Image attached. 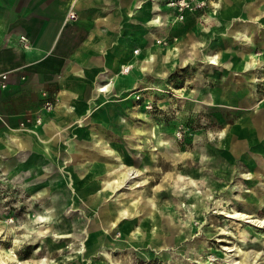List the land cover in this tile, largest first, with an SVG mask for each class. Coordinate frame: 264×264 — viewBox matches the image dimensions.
Here are the masks:
<instances>
[{"label": "rangeland", "instance_id": "374dc122", "mask_svg": "<svg viewBox=\"0 0 264 264\" xmlns=\"http://www.w3.org/2000/svg\"><path fill=\"white\" fill-rule=\"evenodd\" d=\"M236 22L245 28L235 39L261 36L264 0H206L194 32L156 39L176 45V58L131 91L134 130L100 143L114 174L104 177L115 184L109 201H77L75 190L49 207L35 175L0 173V264H264V158L253 159L264 147V65L229 73L212 46Z\"/></svg>", "mask_w": 264, "mask_h": 264}, {"label": "crops", "instance_id": "0c3cea01", "mask_svg": "<svg viewBox=\"0 0 264 264\" xmlns=\"http://www.w3.org/2000/svg\"><path fill=\"white\" fill-rule=\"evenodd\" d=\"M166 1L0 0V173L35 175L49 207L66 199L63 192L75 190L77 201L80 196L92 205L109 198L115 184L104 177L114 174L111 162L102 163L100 143L105 138L116 143V129L134 130L137 109L131 91L146 74L168 72L176 58V45L164 48L156 39L194 32L200 13L175 21ZM233 13L223 9L224 18ZM244 26L229 24V38L215 37L212 44L221 49L217 60L229 65V73L245 75L241 69L256 60L264 65V33L235 39ZM235 48L241 49L239 57H231ZM257 49L263 50L261 56H255ZM127 62L133 63L131 69L120 74ZM107 82V91L100 92ZM44 92L56 99L52 110L42 108ZM245 139L239 142L242 152L250 142ZM256 151L253 159H263L264 147ZM64 161L68 169L61 167ZM69 175L75 187L69 186ZM109 208L103 211L106 219L112 216ZM100 230L94 228L95 242Z\"/></svg>", "mask_w": 264, "mask_h": 264}, {"label": "built area", "instance_id": "2783aa9c", "mask_svg": "<svg viewBox=\"0 0 264 264\" xmlns=\"http://www.w3.org/2000/svg\"><path fill=\"white\" fill-rule=\"evenodd\" d=\"M166 4L174 11L175 20L183 21L187 18L189 13L202 10L206 5V0H167ZM70 17H75V14L70 13ZM136 52H138V50H136ZM122 69L123 72H128L131 69V65L123 67ZM105 86L107 85L100 88V92H105ZM41 105L44 110H52L56 106V99L51 97L48 92H44ZM36 119L37 122L41 121L40 117Z\"/></svg>", "mask_w": 264, "mask_h": 264}, {"label": "bare ground", "instance_id": "6f19581e", "mask_svg": "<svg viewBox=\"0 0 264 264\" xmlns=\"http://www.w3.org/2000/svg\"><path fill=\"white\" fill-rule=\"evenodd\" d=\"M130 64H133V63H131V62H127L126 64L124 63V64L122 65V68H123V67H127V66L130 65ZM122 73H123V69H121V71H120V74H122ZM104 85H109V82L100 85L99 88H98V90L100 91V88L103 87ZM107 89H108V87L105 86V92L107 91ZM136 171L138 172L137 169H135V168L132 167L130 170H127V171L124 173V177H123V178H124V181L126 182V184H128L129 181H131L133 177H136V174L134 175V173H135Z\"/></svg>", "mask_w": 264, "mask_h": 264}]
</instances>
